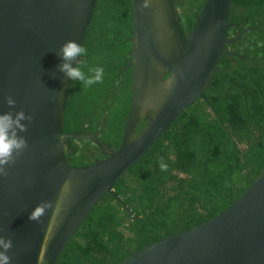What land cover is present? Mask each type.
<instances>
[{"label": "water", "instance_id": "95a60500", "mask_svg": "<svg viewBox=\"0 0 264 264\" xmlns=\"http://www.w3.org/2000/svg\"><path fill=\"white\" fill-rule=\"evenodd\" d=\"M99 0H0V113L24 111L28 147L0 176V236L11 239L12 264H58L69 242L107 194L134 216L116 183L198 100H207L228 50L233 0H208L186 35L175 0H133L134 84L119 150L96 134H66L74 83L58 71L67 41L85 45ZM82 58L77 57V63ZM77 63L72 66L76 67ZM16 101L9 109L6 98ZM148 126L135 136L140 115ZM152 114V116H150ZM74 140L95 144L106 159L70 165ZM46 202L39 222L29 216ZM148 217V216H147ZM146 217V218H147ZM121 264H264V170L243 197L211 221L137 251Z\"/></svg>", "mask_w": 264, "mask_h": 264}, {"label": "trees", "instance_id": "16d2710c", "mask_svg": "<svg viewBox=\"0 0 264 264\" xmlns=\"http://www.w3.org/2000/svg\"><path fill=\"white\" fill-rule=\"evenodd\" d=\"M208 0H175L189 35ZM229 39L207 100H198L115 185L134 216L107 194L69 242L58 264H121L137 251L218 217L244 196L264 170V0H233ZM133 0H99L88 30L82 70L102 66L103 82H74L65 116L66 134H96L119 150L129 117L133 70ZM147 123H141L138 132ZM67 159L93 164L100 149L74 140ZM168 164L161 172L159 160ZM148 216V217H147ZM147 217V218H146Z\"/></svg>", "mask_w": 264, "mask_h": 264}, {"label": "clouds", "instance_id": "9594fccd", "mask_svg": "<svg viewBox=\"0 0 264 264\" xmlns=\"http://www.w3.org/2000/svg\"><path fill=\"white\" fill-rule=\"evenodd\" d=\"M87 54V49L76 41L64 43L57 56L61 59L58 71L68 80L79 82L82 86L91 87L103 82L104 68L95 66L88 68L87 72L82 70L81 61L77 63V57L83 58ZM77 63L76 67L72 65ZM9 109H14L16 101L11 96L6 98ZM31 117L26 116L24 111H8L0 113V176L6 175L8 167L13 165L16 158L20 156L28 147L27 140L20 133L27 131L25 121H30ZM168 164L163 158L159 160L161 172L168 171ZM51 207L50 204L43 202L37 205L31 212L29 219L39 222L40 218ZM13 242L0 236V264H12V257L8 252L12 249Z\"/></svg>", "mask_w": 264, "mask_h": 264}, {"label": "flooded vegetation", "instance_id": "af4514ba", "mask_svg": "<svg viewBox=\"0 0 264 264\" xmlns=\"http://www.w3.org/2000/svg\"><path fill=\"white\" fill-rule=\"evenodd\" d=\"M238 38V39H237ZM237 38H235L234 40H239V37H237ZM236 40V41H237ZM141 113H142V115H140V122H139V124H138V127H137V129H136V133H135V136H137L138 134H140L144 129H146L147 128V126H148V120L147 119H145V118H143L142 116L144 115L143 114V112L141 111ZM150 116H152V114L150 115ZM147 123L146 124V126H145V128L144 129H142V130H140L139 132H138V129H139V126L141 125V123ZM84 134H86V133H84ZM89 134V133H88ZM74 142V141H73ZM75 150H76V148H74ZM113 150H115V149H113ZM77 151V150H76ZM103 159H106V156L105 155H103L102 153H101V157H99V158H95V160H103Z\"/></svg>", "mask_w": 264, "mask_h": 264}]
</instances>
